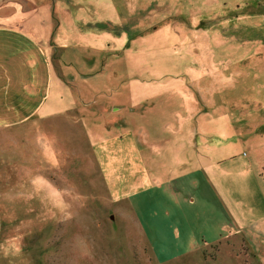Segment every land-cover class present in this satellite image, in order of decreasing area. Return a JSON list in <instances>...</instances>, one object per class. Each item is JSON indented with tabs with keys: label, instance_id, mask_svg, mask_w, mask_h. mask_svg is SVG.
Instances as JSON below:
<instances>
[{
	"label": "rangeland",
	"instance_id": "1",
	"mask_svg": "<svg viewBox=\"0 0 264 264\" xmlns=\"http://www.w3.org/2000/svg\"><path fill=\"white\" fill-rule=\"evenodd\" d=\"M31 2L77 89L46 114L90 103L92 145L117 119L137 151L3 128L0 264H264V0Z\"/></svg>",
	"mask_w": 264,
	"mask_h": 264
},
{
	"label": "crops",
	"instance_id": "2",
	"mask_svg": "<svg viewBox=\"0 0 264 264\" xmlns=\"http://www.w3.org/2000/svg\"><path fill=\"white\" fill-rule=\"evenodd\" d=\"M31 1L14 0L7 13L8 18L0 19V93H2L0 98L3 102L0 105V131L4 133L3 128L10 130L14 125L25 121L29 122L34 117V123H41L40 130L46 131L48 135L63 134L67 140L71 141V147L86 150L88 143L92 145L90 137L86 133L89 123L81 119L86 115L84 109L91 108L90 103H86V107L82 108L80 103L74 101L76 105L67 108L66 111L57 110L46 114L49 110L51 97L60 107L59 100H64L62 92L65 97H69L74 96V90L76 94L77 89H66L65 91L59 89L60 78L64 77L66 73L73 74V72L67 71V65L63 63L67 47L60 46L62 51L59 57L54 60L52 58L54 53L52 50H48V41L42 40L40 35H37L40 28L38 24L35 40L30 38L32 31L35 30L34 20L28 17L32 10ZM1 59L7 60L8 70L3 68ZM33 62L37 65L36 72H34ZM3 77L7 79L2 83ZM78 91L82 95L80 90ZM6 95L7 97H5ZM99 107H102L101 103H99ZM116 123L117 119L107 122L115 130V133L96 142L94 146L92 145V150L105 151L106 156L111 157L121 155L122 152L126 154V151H137L128 132L116 134V131L122 130L118 128V123L114 127ZM108 151L118 152L112 154ZM138 165H141L140 159Z\"/></svg>",
	"mask_w": 264,
	"mask_h": 264
}]
</instances>
